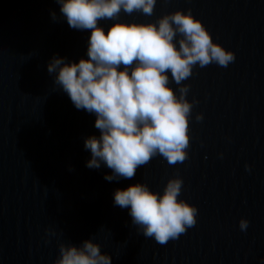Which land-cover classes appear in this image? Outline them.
I'll return each mask as SVG.
<instances>
[{"label": "water", "instance_id": "1", "mask_svg": "<svg viewBox=\"0 0 264 264\" xmlns=\"http://www.w3.org/2000/svg\"><path fill=\"white\" fill-rule=\"evenodd\" d=\"M60 7L0 0V264H55L61 243L91 238L112 264H264V0H157L151 16L122 10L99 22L107 32L191 9L236 55L226 68L197 65L183 81L197 101L188 159L169 165L156 156L134 178L113 181L103 163L86 166L85 140L100 136L95 114L78 110L47 71L54 56L88 58L91 30L71 28ZM177 176L197 223L161 245L132 223L130 208L115 206L114 193L146 183L163 194Z\"/></svg>", "mask_w": 264, "mask_h": 264}, {"label": "clouds", "instance_id": "2", "mask_svg": "<svg viewBox=\"0 0 264 264\" xmlns=\"http://www.w3.org/2000/svg\"><path fill=\"white\" fill-rule=\"evenodd\" d=\"M56 2L71 28L91 30L87 59L68 63L66 58L54 56L47 67L74 106L96 116L100 136L85 140V148L91 152L86 166L99 169L103 163L112 170L105 179L113 181L134 178L137 169L156 156L169 165L187 160L190 116L197 101L187 99L190 86L183 81L193 75L197 65L228 67L235 61V53L214 42L191 9L165 14L153 23L116 22L105 32L100 21L118 20L122 10L151 16L157 0ZM169 72L180 85L179 96L169 86ZM196 119L202 120L203 114ZM183 183L179 176L168 180L163 194L146 183L117 189L114 204L130 208L132 223L143 235L164 245L197 223V207L179 199ZM248 226L249 221L241 219L240 229ZM55 264H112V257L91 238L79 246L61 243Z\"/></svg>", "mask_w": 264, "mask_h": 264}]
</instances>
